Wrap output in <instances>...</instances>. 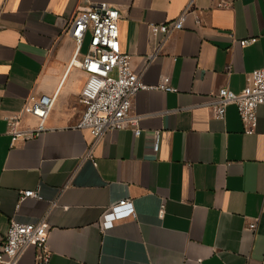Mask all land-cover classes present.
I'll return each mask as SVG.
<instances>
[{
  "label": "crops",
  "instance_id": "1",
  "mask_svg": "<svg viewBox=\"0 0 264 264\" xmlns=\"http://www.w3.org/2000/svg\"><path fill=\"white\" fill-rule=\"evenodd\" d=\"M227 1L195 0L199 21L189 13L147 63L159 40L150 25L176 18L187 0H0V244L11 219L45 217L48 264H264V105L246 134L234 105L216 119L210 99L264 69V0ZM100 3L120 10V46L143 83L165 74L177 91H139L131 113L140 135L108 131L87 156L90 135L75 127L87 74L70 66L77 43L65 29ZM56 91L45 130L12 142L7 118L34 127L24 102ZM26 190L40 197L19 202ZM121 199L134 216L101 231L103 212ZM35 263L29 246L19 264Z\"/></svg>",
  "mask_w": 264,
  "mask_h": 264
},
{
  "label": "built area",
  "instance_id": "2",
  "mask_svg": "<svg viewBox=\"0 0 264 264\" xmlns=\"http://www.w3.org/2000/svg\"><path fill=\"white\" fill-rule=\"evenodd\" d=\"M195 0H187L181 13L167 23L151 24L150 29L159 40L154 51L146 58L149 63L161 50L169 34L184 28L189 13H194ZM216 7H229L227 0H215ZM120 10L100 3L87 9H81L67 22L65 32L77 43L70 66L77 63L87 74L86 83L80 94L84 110L76 128L87 131L90 144L87 156L102 136L113 130L131 128L136 136L140 135L139 116L132 115V100L141 90L156 89L162 92H175L169 75H161L156 86L143 83L141 74L133 70L130 55L124 53L120 46L118 21ZM89 33L87 53L80 62H76L78 50ZM256 38L242 39L240 44L255 42ZM57 91L53 95L30 96L23 104L21 113L37 119L32 128L18 127L20 114L7 118L8 133L12 142L32 139L45 130V123L54 105ZM211 106L216 119H223L229 105H234L243 125L244 133L255 131L257 126V108L264 105V69L253 70L247 77L246 85L238 92L220 87L211 94ZM156 148V145H155ZM27 197L39 198L34 190L20 191L19 202ZM18 202V203H19ZM134 216V206L130 199H121L110 205L100 217L98 227L101 231L110 229L118 221ZM249 227L253 228L254 224ZM49 225L45 217L36 223H20L11 219L6 236L0 244V264H19L22 253L29 246L35 248V264H48L51 251L48 247Z\"/></svg>",
  "mask_w": 264,
  "mask_h": 264
}]
</instances>
